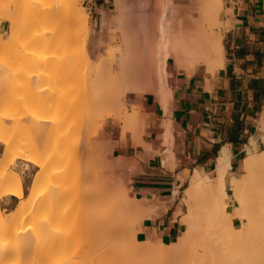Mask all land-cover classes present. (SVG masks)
<instances>
[{
  "label": "bare ground",
  "instance_id": "bare-ground-1",
  "mask_svg": "<svg viewBox=\"0 0 264 264\" xmlns=\"http://www.w3.org/2000/svg\"><path fill=\"white\" fill-rule=\"evenodd\" d=\"M68 2H74L75 4H77L78 0H69ZM75 4L74 6L77 7L75 8V10H79L78 12L76 11V20L78 21V23H80L81 27L87 28V14L81 10L83 9V7L79 9V6ZM66 6L67 2L64 3L60 0H44L42 5V10L44 11L43 15L51 16L57 11L64 10ZM222 9L223 0H205V2L202 3L200 7V13L196 15L194 19V26L188 29L182 28L179 31L173 30L171 26L166 22V16L174 14V11L168 9V7L164 6L162 8L163 11L159 16H157L159 18L157 19V23L155 24H151L153 21H150L151 18L149 17V19L147 16L148 14L146 15V12L144 13V11L142 10L143 15L145 14L146 16L143 19L140 18L142 19V21L140 20L142 24L139 22V20L138 24L142 25L143 29L137 30V28H132L133 30L130 29L131 31L127 30L134 34L133 36H131L132 34H129L130 32L126 33V31L125 33L121 32L122 34H117L118 42L120 41V39H122L123 34H126L124 36L125 41L123 40V42L121 40L122 42L117 49H115V47L113 49L112 47V49H110L107 54H103L101 59L98 62L96 61V63L87 52V54H84L83 60H78L62 70V80H68L75 73H79L82 71V73H77V75L81 76V80L85 76H88L87 78H84L85 80H87L85 82L84 79L81 82L78 78L80 83H77L76 81L72 83L71 87L77 83L79 84L78 86H80L81 90H79L78 92L76 91L77 93H74V88L71 93V97L69 98V100L65 101L62 106L53 107L45 103L41 104L40 107L34 109L28 108L25 110H19L17 108L16 111L18 113V116L20 115V118L24 119L26 124L27 122H31L32 125H29L28 123L27 125H25V127L31 129V132L32 129L35 128L33 129L34 132L36 131V128L42 131L44 129L43 124L45 122H48V120H55L57 126L70 117L76 116L75 118L82 119V117L87 112H82L80 115H77L75 112H70V109L73 105H75L76 107L78 104H81L83 102L87 103L91 109L94 108V110H92L93 115L95 114L97 116L98 114H110L112 113V111L109 109L113 108L114 110L115 106L111 107V104L110 106L105 104L111 103V97L108 98V96L111 95V93L109 94V92L115 93V90V97L117 99L119 98V102L121 101L118 95L122 97L121 94L125 93L126 91L136 93L141 91L156 92V94L158 95L160 100H162L164 106L166 107L168 101L167 96L169 93V87L167 83L168 81L166 78L167 64L169 60H172L173 62L175 61V63L181 67H190L192 69H196L199 67V65L205 63L207 65V69L210 72H213L216 69L224 66L225 53L223 50V35L219 30H216L214 28L215 24L219 25L220 23V13ZM157 10L155 8L154 12ZM140 16H142V12ZM131 22H129L128 25V21H126L127 28L130 27V25L132 26ZM123 25H125V23ZM121 30L124 31L125 28L123 29L122 27ZM83 31L85 32L86 30L83 29ZM86 36L87 37L83 39V43L85 46L89 41V32H87ZM11 39L13 38L11 37ZM98 46L100 47L101 45ZM119 52H124V56L118 58L117 55ZM37 59L31 60H35V63L33 62L34 69L32 66L31 71L28 72V75L33 77L32 83H35L38 86H42L45 83L42 81L40 70L36 68L37 66L34 64H36L37 61L41 62L44 60L42 57H38ZM6 63L7 60L1 59L0 67ZM82 75H84V77H82ZM89 81H91L92 83L97 82V85L99 82V85H102L104 83V85L99 86L101 90H98L97 86H95V89L97 91L93 90V94L92 91L90 92L89 90L90 88H93L91 86H94L96 84H91V82ZM84 83H86V85ZM44 87L45 86H42L41 88ZM112 99L114 101L115 98L113 97ZM121 103H119V105ZM115 104H117V101ZM102 105H105V107L108 106V108L102 107L104 108V111L98 112V114H96L97 112H94L96 111L95 107H99ZM120 106L122 107V105ZM61 110L65 112V115H63V117L54 116L50 112L55 111V113H58ZM121 111L122 109H117V112L120 115ZM139 111V109L136 111L133 110V112L131 113L129 111L130 114L124 117L126 121L130 123L131 129L134 130L136 134L138 133V131L142 130L144 125ZM13 112L16 113L15 110ZM117 112L115 114H117ZM5 115L0 113V142L5 145L3 153H0V264H17L14 260H19L24 255H28L29 257H31L30 264H137L134 263V259L137 258L136 255L140 254L141 252L143 254V251L145 250L149 251L148 253H150L151 257L153 255L156 256H153V258L159 257L158 259L160 260L161 257L164 264H176L181 258L188 256L191 257L193 255V253L195 252L193 251L194 246L196 244V241L199 239L198 237H201L198 242L203 241L202 243L204 246L202 247H206L205 243L207 241V237L204 236L210 233L214 234V236H212L213 234L211 236L215 240L217 239V242L224 245V248L226 250L225 253H228V256H230L228 257L229 261H227L229 264H264V149L258 151L257 149H253L250 146L247 147L248 155L244 159L246 172L242 176H232L229 183V187H231L232 189L230 195H228L229 191H227L225 183V173L229 166V159L226 151L224 152V155H221L218 158L217 173L215 175L206 173L207 175L205 174L206 176L203 177L204 174L202 175L200 173L202 171L201 169V171L199 172L196 171L193 182L195 183L197 189L199 188L198 193H203L208 202V204H206L205 206H203L204 204L200 205L197 204L198 202L196 203L198 205V208L205 207L203 212H206L207 210L206 215L209 218V220H207L209 225H206L204 229H201V227L203 226L202 224H200V227L196 226L197 220L195 221L194 219L196 212L193 210L196 205L194 203L195 206L193 205L194 207H191V213L187 217V221L189 222L190 226L184 232V235H182L178 240L172 241L173 243L171 242L169 244L167 242L160 244L147 241L141 242L138 241V239L135 237L134 241L136 243H140V245L136 246L134 244L135 242L132 241L133 237L130 236L131 238L128 237L127 239V236H125L127 229L123 231L119 230V232H123L122 234H124V237H122V234H120L119 232L117 234V229H119L118 227H120V225L123 224V226H126L127 228L128 224L122 222L125 221V219H128L126 218V216H129V214H127L129 210L128 208H130L128 207V205L132 204V202L130 201H133L131 198H129L128 194H124V199V195L122 196L123 191H120V188L122 187L114 188L112 186L110 187V189H108L109 191H107L106 188H108L107 186H109L110 183L106 182L104 179H102V183L98 180L95 183L94 181L96 180L93 179L94 174L96 173V170H93V167L95 169V164L91 160V163L88 161V164H85L83 166V168L86 167L83 171L72 172L71 170L68 171L66 170V168H62L59 170V173H57L58 167H53L56 169V173L53 171L55 174H51L53 173L51 169H47V165L50 160L61 158L67 161L68 159V163L75 159L73 158V155H75L79 151L77 152L73 150V152L71 151L72 153H70V155L68 156L67 148L69 146L66 145V142H64L65 140L60 139L62 142L59 140V142H61V146L57 151H50L46 154H40L38 147L40 145L45 146L50 136H52L51 132H49V135L48 133H45L44 130L42 132L37 131L39 134V138L36 137V139L35 137H33L35 140L31 139V141L33 140L34 142L28 140L29 143L27 145L23 144L21 146L22 143L20 142L23 141V143H27L28 141L25 142V139L22 140L23 137L21 139L22 141H20V136L22 135L19 136V133L17 136L5 133L7 126L3 118ZM262 118L263 120L261 119V121L263 122L262 125L264 127V117ZM166 123L167 126L165 125V127L168 133L170 123L168 121ZM29 126H31V128ZM126 126L129 127L127 124L125 125V127ZM50 128L51 127H49V129ZM58 131L60 132V130ZM36 134L35 136L38 135ZM67 137L66 139L70 138V136L68 135ZM166 139H168L167 135L165 137V140ZM251 141L256 143L253 138L251 139ZM72 142L74 141L72 140ZM71 145H73V143ZM79 145L83 146L81 143H79ZM106 147H93L92 145H90L88 148H86L87 151L81 147L79 148V156H84L83 159L87 161L88 157L90 158L88 153H96L97 155H99L103 152V149H106ZM69 148L71 149V146ZM72 149H75V145L74 148L72 146ZM81 151L83 152V155ZM84 152H86L87 154L85 155ZM18 157L26 159L24 163L26 168L29 167L30 163H33L34 165L41 166L42 171L44 170L43 172H41V169H38L33 172L34 179L30 184L28 194L25 193L22 173L16 170L17 168H11V164L15 163ZM85 161L84 163H86ZM89 163L92 167V170H90V167L88 166ZM92 163L94 166H92ZM80 169L82 170V167ZM74 173L76 175V182L79 186L81 185L80 187L76 188L78 185L74 181V183L76 184V191L77 193L80 192V195L82 194V196H85H83L82 199H86L85 202L87 203L83 202L86 205L84 207L83 205H81V207H78V210H76V212H71L72 215H69L68 209L66 210V208H63L62 206L59 209L53 206L52 208L54 209L51 208V211L48 212L49 215L47 216L46 214V216H44V219L38 217V210L40 209V206H42L41 200H45V197L47 199V197L49 196H47V194L46 196L42 194V190L44 192L46 189L43 184H45L46 182L47 175L48 179L50 176H59V180L58 176L57 179H55L56 177H53L56 181H58L54 184L53 182L50 183V181L52 180L49 179L48 182L47 179L48 183H46V185H49V183L50 185L46 191L51 192L52 190V193L49 194H51V196H54L55 193L61 191L63 186L65 187L64 184L67 182V178L73 177ZM96 176L97 175H95L94 178L97 179ZM98 177L100 178L101 176L99 175ZM205 177H207L208 179L205 180ZM90 179L91 181L89 182ZM91 182L95 183H93L95 187L97 183H100V185L98 184L99 186L95 188L93 184H91ZM190 192H192V189L190 190ZM195 192L192 197L196 196L198 201L201 200L199 198L201 196H199L197 193L195 194ZM8 193L18 196L20 198V201L15 208L10 210L9 212H5V208H3L1 205V197H4V195ZM85 194L88 195V197H86ZM51 198L55 199L54 197ZM57 198L58 197H56V199ZM231 198H235L236 200V203L233 207V212L235 208L236 216L239 218L238 225H236L233 220V212L231 211L232 209H227ZM193 199L194 201H196L195 198ZM52 201L54 202V200ZM56 202L57 200L53 204H55ZM135 202H137V200ZM49 203H47L48 207H50ZM134 204L137 205L136 203ZM36 214L38 218L36 217ZM201 214L203 215V213ZM29 215L31 216V219L33 218L32 224L30 223L31 219L29 220ZM27 216L28 218H26ZM73 217H76L78 219H74ZM142 217V215H138L135 220L142 219ZM204 218L207 219L206 217ZM25 219L27 223L24 221ZM41 219L42 222H44L45 220L44 225L41 224ZM68 219H74L73 222L75 220H79L80 222L82 221L83 224H77L79 222L78 221L76 223L78 226L75 227L73 225V227L75 228L60 227ZM132 219L134 221V217H132ZM22 222H25L26 225L29 222L31 225L29 224V226L27 225L28 228L27 226L25 228V223L23 224ZM198 222L201 223V221ZM55 223L62 224L58 226V224L55 225ZM65 225L68 226L67 224ZM201 234L202 236H200ZM213 238L212 240L215 241ZM121 243H127L126 247L124 246L126 249L122 248ZM133 245L136 247H134ZM111 248H115V251H112L116 253L123 250V254H119V257L112 256L110 251H108V249ZM217 248V253H219V246ZM212 249L214 248H211V250ZM106 250L107 252H105ZM198 251L200 253V251L202 250ZM104 253H109V256L107 255L105 257L104 255L103 257ZM212 256L213 255H211L210 259H208L209 262H211L210 260ZM213 259L215 260V264H217L216 258L213 257ZM164 260L166 261L164 262ZM147 261L148 260L146 259V263ZM158 263L159 262H157L156 264ZM18 264H21V262Z\"/></svg>",
  "mask_w": 264,
  "mask_h": 264
},
{
  "label": "rangeland",
  "instance_id": "rangeland-1",
  "mask_svg": "<svg viewBox=\"0 0 264 264\" xmlns=\"http://www.w3.org/2000/svg\"><path fill=\"white\" fill-rule=\"evenodd\" d=\"M43 1L44 0H0V61H1V59L7 60V63L0 67V113L4 114V115L6 113V115L3 117L5 123L7 124L5 133L10 134V135L13 134L15 136H17L19 133V136L22 135V136H20V141L25 139V142H27L28 140L31 141V139H34L33 137H35V138L38 137L39 136L38 132H42L43 130L45 133H48V134H49V132H51L52 136H50L46 145L45 144H44L45 146L42 145L44 148L41 145H40L41 147L40 146L38 147L40 154H46V153H49L50 151L51 152L57 151L61 146L60 143L62 142L61 141L62 139L65 140L64 142H66V145H68L69 147L71 146V149H72V146L74 148V145H75V149L71 150L68 147L70 149L69 150L67 148L68 156L70 155V153L73 152V150L80 152L79 148H81V147L87 151L86 148H88L90 145H92L93 147L94 146H99V147H101V146L106 147L107 146L106 149H103V152L99 155H97L96 153H94V154L88 153L90 158L88 157L87 161H85L83 159L84 156H79L80 155L79 152L76 153L75 155H73V158H75V159H73L71 162H68V163H67V161H69L68 159H67V161H65V159H61V158L50 160V162L47 165V169H51L52 172L53 171L55 172L56 171L55 168L58 167L57 173H59V170L62 168H64V169L66 168V170H68V171L71 170L72 172L73 171L74 172L75 171H83L86 168V167L83 168V166L85 164H88V161L90 163H91V161H93L95 164V169L93 167V170H96L94 177H95V175H97L96 176L97 179L93 177V179L96 180V181H94L95 183L97 182V180L99 182H101L102 179H104L106 182L110 183V185L107 186L108 188H106L107 191H109L108 189H110V187H112V186L114 188L122 187V188H120V191H123L122 196L124 194H128L129 198H131L133 200L130 202H132V204H134V203L137 204V205H135V204L132 205V204L128 203L129 205H132V206L128 205V207H130V208L127 207L129 209L128 210L129 213L127 212V214H129V216L128 217L126 216V218H128V219H125L126 222L125 221L122 222V223L128 224L127 228H126V226L124 227L123 224L120 225V227H118L119 229H117V234H118L119 230L123 231V230L127 229L125 236H127V239L130 236L133 237L132 241H134V238L136 237L138 239V241H141V242L147 241V242H156V243H160V244L165 243V242H167L168 244L171 243L172 241H166L165 240V242H162V240L150 238V237H145V236H140V234H138L139 233L138 232L139 231V225L136 226V223L141 221L142 219L135 220V218H137L138 215H142L144 217L146 215V213L143 211L142 207L140 206L139 200L134 196L133 192L130 189V184L128 182L129 181L128 173H129V171H131V169L129 168V165H127L125 162L117 160V157H119L118 155L120 153L126 152L127 149H126L125 143L127 141H129L130 138L137 140V142H139L140 139H142L143 130L138 131V133L136 134V132L131 129L130 123L128 121H126V119L124 117L127 116L128 114H130L131 112H133V110H135V111L138 109L140 110L139 98L142 97L143 95H146L147 91H141V92H137V93L126 91L125 93L121 94L122 97L120 95H118V97H120V101L122 103L119 102V98L117 99L115 97L116 90L114 91L115 93L109 92V94L111 93L110 96H108L107 95L108 93H107L106 95L108 96V98L111 97L110 98L111 103H108L105 105L110 106V104H111V107L115 106V108H114L115 111L113 110V108L109 109L112 111V113L105 114V115L98 114V112L104 111V108H102V107H105V105L95 107L96 111H94V112H97L96 113V114H98L97 116L95 114H94L95 115L94 116L92 113V110H94V108L91 109L90 106L85 102L78 104L76 107H75V105H73L74 107L73 106L71 107L70 112H75L77 115H80L82 112H87L82 117V119H79V118L77 119V118H75L76 116L70 117V118H67L66 120H64L61 124H58L57 126H56L55 120H48V122H45L43 124L44 129L42 131H40V129L38 130L36 128V131L33 132V129H35V128H33L32 132H31V129L25 127V125H27L28 123H29V125L30 124L32 125V123L27 122V124H26L25 120L20 118V115L18 116L16 109L17 108L19 110H21V109L25 110L28 108L34 109V108L40 107L41 104H45V103H47L48 105L53 106V107L62 106L65 101L69 100V98L71 97V93H72L74 88H75L73 91L74 93L76 91L78 92L79 90H81L80 86H78L79 84H77V83H80L78 78L82 82L85 77L86 78L88 77V76L84 77V75H85L84 74V75H82V77H84V78L81 80V78H80L81 76L77 75V73H78L77 72L68 80H62L61 74H62L63 69L67 68L69 65H71L72 63H74L78 60L79 61L83 60L84 54H87V52L94 59L95 63H96V61L98 62L101 59L103 54H107L110 51V49H112V47H113V49H114V47H115V49H117L120 46L121 42L123 40L125 41L124 36L126 34H123L122 39H120L119 42L117 41V39H118L117 36L121 32L125 33V31H126V33H129L131 30H133L132 28H137V30L143 29V26L138 24V20L142 24L141 21L147 14H148L147 15L148 18L149 17L151 18V19L149 18L150 21H153L151 24L157 23V19L159 18L157 16H159L161 14V12L163 11L162 8L165 6V7H168V9L173 10L175 12L178 10V8H177L178 5H176L175 1L178 2L180 0H166V1L165 0H150V4L148 3V0H114L113 3L111 4L110 8L102 11L101 13L94 11V9L89 4L87 5V3L84 0H78L77 4H75L74 2H68L69 0H60V1H63L64 3L67 2L66 8L64 10L55 12L51 16L43 15V13H44V11L42 10ZM161 1H162V3H161ZM186 1L189 3H192L194 5V7H196V9H197L196 13L193 14V16H189V17L185 18V21H182L181 18H179V17H177V18L175 16L171 17L170 15L166 16V22L175 31H179L182 28L188 29V28L193 27L195 24L194 19H195L196 15H198L200 13V7H201L202 3L205 2V0H186ZM74 4L78 5L79 9L83 7V9H81V10L87 14V16H88L87 28L81 27L80 23H78V21L76 20V15H77L76 11L78 12L79 10L78 9L75 10V8H77V7L74 6ZM146 5H148L150 8ZM182 5L185 7L186 4L183 3ZM228 5H229V0H223V9L220 13V15H221L220 23H219V25H216V24L214 25V28L216 30H219L223 35V48H224L223 50L225 53V57L227 56V49H228V45H229V39H228V34H227L226 29L229 27L230 21L227 17L232 12V8H229ZM147 8H148V11H147ZM155 8H156V10L158 8V10L154 12ZM81 10H80V12H81ZM142 10L144 11V13L146 12V15L145 14L143 15ZM141 12H142L143 17L140 16ZM155 13H158V14H155ZM155 15H156V18H155ZM140 18H142V19H140ZM121 21H122V23H121ZM126 21H128V25H129V22L133 21V22H131L132 26L130 25V27L127 28ZM124 23H125V25H123ZM122 27H123V29L125 28L124 31L121 30ZM83 29H85L86 31L84 32ZM127 30H130V31H127ZM87 32H89V41H88L87 45L85 46L83 43V41H84L83 39H85L87 37L86 36ZM92 34H93V36H92ZM129 34H132V33L130 32ZM133 35L134 34H132L131 36H133ZM11 37L14 40L11 39ZM10 41H11V43H10ZM100 41H101V44H100ZM98 45H101V46L99 47ZM122 56H124V52H119L117 55L118 58H120ZM38 57H42L44 61H41V62L37 61V63L34 65H36L37 66L36 68H38L41 72L42 81L45 83L44 85H42V86H45L44 88H41L42 86H38L35 83H32L33 77L28 75V72L31 71V68L33 66V62L35 61V60L34 61H31V60L37 59ZM170 61H172V60H170ZM173 63H175V61ZM175 65L180 67L176 63H175ZM199 66L201 68H203V67L206 68L207 65L205 63H203ZM33 69H34V66H33ZM82 72H79V73H82ZM74 81H76L77 83L71 87V85ZM85 81H87V80L84 79V82ZM89 82H91V81H89ZM94 83L91 82V84H94ZM99 83H98V85L96 84L94 86H91L93 88L92 89L90 88L89 91L90 92L92 91V93H93L96 90L95 86H97L98 90H101L99 86H103L104 83L102 85L101 84L99 85ZM84 84L86 85V83H84ZM87 84H89V83H87ZM78 88H80V89H78ZM148 92H151V91H148ZM154 93H156V92H154ZM113 97L115 98L114 101L112 99ZM116 101H117V104H115ZM119 103H121L120 105H122V107L119 105ZM108 106H106L105 108H108ZM117 109H119V110L122 109L121 115L118 114L119 111L117 112ZM14 110L16 113L13 112ZM105 111H106V109H105ZM129 111H130V113H129ZM50 112L54 116L63 117V115H65L64 114L65 112L62 110L58 113L57 112L55 113V111L54 112L50 111ZM116 112H117V114H115ZM53 113H55V114H53ZM93 116L95 119L93 118ZM126 124L130 128L127 126L125 127ZM29 127L31 128V126H29ZM49 127H51V128L49 129ZM58 130H60V132ZM61 131L64 133H62ZM20 133H22V134H20ZM66 133L68 136H70L69 139H66V137H67ZM35 134L37 136H35ZM60 136H62V137H60ZM22 137H23V139H22ZM59 140L61 142H59ZM72 140L74 142H72ZM75 141H76V143H75ZM166 141H167V139H166ZM262 141H263V139H262ZM31 142H34V141L32 140ZM20 143H22L21 146L23 144L27 145L29 143V141L27 143H23V141ZM72 143H73V145H71ZM79 143H81L83 146L79 145ZM1 146H2L1 152L3 153L5 145L2 143ZM263 146H264V143H263V145H260L259 147H257V150L261 151ZM77 147H79V148H77ZM81 153L83 155L82 151H81ZM84 154L86 155L87 153L84 152ZM62 158H64V157H62ZM25 160H26L25 158L18 157L17 160L15 161V163L11 164V168H13V167H14V169L17 168L16 170H18L20 173H22L21 169L23 168ZM84 161L86 163H84ZM90 163L88 166L90 167V170H92ZM242 164H243V168L241 167V169H240V172H239L240 176H242L246 172V170H245L246 166L243 162H242ZM92 166H94L93 163H92ZM53 167H55V168H53ZM81 167H82V170L80 169ZM38 169H41V172L44 171V170L42 171L41 166L34 165L31 170L28 169L25 173H22L23 184H24L26 194L29 193L30 184H31L32 180L34 179V175L32 174V172H35ZM201 170H200V168H196L193 173H191V171H189L187 173L185 179H181V181L183 180V184L175 187V189H176L175 196L177 198V203L179 205V212L181 215V220L183 222V225H182L183 227H182V230L180 231L178 237H175L173 241L178 240L182 235H184V232L187 230V228H189L190 224L187 221V217L191 213V210H192L191 207H194L195 205H196V207L193 208V210L196 212L195 217H194L195 221L197 220L196 226L200 227V224H202L203 226L201 227V229H204L206 227V225H209L208 221H207V220H209V218L206 215L207 210L205 209L206 212L205 211L203 212L205 207L198 208V205H197V204H200V205L204 204L203 206H205L206 204H208L207 198L205 197V195L203 193L202 194H199L200 192L198 193L199 188L197 189L195 183L193 182L194 175L196 174V171L199 172ZM202 171L200 173L202 175L204 174L203 177L206 176L207 174H210L208 171L207 172H205L204 170H202ZM54 172L51 174L54 175L56 173V172L55 173ZM99 175L102 178L101 177L99 178L98 177ZM57 176L58 175L53 176V177L54 178L56 177L55 179H57ZM50 177H49V179L52 180V181H50V183L53 182V184H54V183L58 182L53 177H51V178ZM75 177H76V175L74 173L73 177H69L71 179L67 178V182L65 181L66 183L64 184L65 187H66V185H67V187L65 188L63 186L61 189L62 192L61 191L57 192V193H55L56 195L54 194V196H51V194H49V193H52V190L50 189L51 192L46 191L50 185V183H49V185L47 184L48 186L46 185V183L49 182L48 175H47L46 182H45V184H43V186H45L46 189L44 192L42 190V194L44 196H46V194H47V196L49 195L51 197H54L55 199H52L51 197L48 196L47 199L45 197V200H41L42 206H40V209L38 210V213H37L38 217L44 219L45 218L44 216H46V214H47V216L49 215L48 212L51 211L50 209L53 206H55L57 209H59L61 206L63 208H66V210L68 209L69 215H70L71 212L72 213L74 211L76 212V210H78V207H81V205H83V207L86 205L85 204V203H87V202H85L86 199L85 198H84V200L82 199L84 195L82 196V194L80 195V192L77 193V191H76V188L80 187L81 185L80 186L78 185ZM52 178L54 179V181ZM47 179H48V182H47ZM204 179L206 180L208 178L205 177ZM58 180H59V176H58ZM71 180H73V181H71ZM74 181H75V183H77V185H78L77 187H76V184L74 183ZM90 181H91V179L89 180V182ZM94 182H91V184H93ZM111 183H114V184H111ZM94 184H93V186H94ZM98 184L100 185V183H97L96 187L99 186ZM190 186H191V188H190ZM123 188H124V190H123ZM191 189H192V192H190ZM228 191H229V193L232 192L231 187H229ZM194 192H195V194L197 193L201 197L203 196L202 198L198 196L201 199V200H199L200 202L197 200L196 196L192 197L194 195ZM55 196L58 198L56 199ZM86 197H88V195H86ZM193 198H195L196 201H194ZM51 199L54 200V202L57 200L58 203L56 202L55 204H53L54 202ZM124 199H125V195H124ZM136 200H137V202H135ZM201 201H202V203H201ZM49 202L52 204H50ZM83 202H85V203H83ZM47 203H49L50 207H48ZM194 203H195V205H194ZM235 203H236V200H235ZM58 205H59V207H58ZM234 205L228 206L227 209L231 210L234 207ZM200 207H202V206H200ZM52 209H54V208H52ZM4 210H5V212H9L12 209H9V208L6 209L5 208ZM68 211H67V213H68ZM201 213H203V215ZM37 214H36V217H37ZM233 214H234V218H237L236 225H238L239 218L236 216L235 208H234ZM203 216L206 217L207 219H205ZM132 217H134L135 222L133 221ZM26 218H28V216ZM73 218L78 219L76 217H73ZM129 218H130V220H129ZM30 219H31V216H30L29 220ZM32 219L30 220L31 224L33 222ZM42 219H41V224L44 225L45 220H44V222H42ZM68 220L66 222H64L63 224L62 223H60V224L55 223V225L58 224V226H59L62 224V226H60V227L75 228L76 226H78L77 224H79V225L83 224V222L82 221L80 222L79 220H77V221L75 220L76 222L75 221L73 222V220H69V221ZM24 221L26 222V219ZM27 221H28V219H27ZM198 221H201V223H199ZM25 222H22V223L24 224ZM26 223L24 225L25 228L27 225L29 226V224H30L28 222V224L26 225ZM65 224H67L68 226H66ZM73 225L75 227H73ZM28 226H27V228H28ZM119 233L122 234L123 232H119ZM133 233H134V235H133ZM208 233H210V232H208ZM130 234H132V235H130ZM212 234L213 233H210L206 236L203 235L204 237H207L206 238L207 241L205 243L206 247H202V246H204L202 243L203 241L198 242V240H200V238H201V237H198L199 239L196 241V244H195L196 247L194 246L193 251H195V252L193 253V255L192 256L190 255L191 257L188 256V257L181 258L179 260V262H177L176 264H197V263L198 264H210V263L215 264V260L213 259V257L216 258L217 264L218 263L219 264H229L227 261H229L228 257H230V256H228V253L227 254L225 253L226 250L224 248V245L217 242L216 241L217 239L215 240L212 237V236H214V234L213 235ZM123 235L124 234H122V237H124ZM200 236H202V234ZM212 238L216 241L217 245H216L215 241L212 240ZM123 242H125V241H123ZM201 243H202V245H201ZM121 244H122V248L126 249L125 247H126L127 243L126 244L121 243ZM134 244L136 246L140 245V243H136V242ZM131 246H132V243H131ZM136 246H134V247H136ZM218 246L220 248L219 253H217L218 252V248H217ZM211 248H214V249L211 250ZM197 249L202 250V251H200V253H199V251ZM112 250L115 251V248L108 249V251H110L112 256L119 257L120 256L119 254H121V255L123 254L122 253L123 250L121 252H117V253L112 251ZM105 252H107V250ZM143 252L145 253V255H144V253L142 254V252L140 254L136 255L138 259L135 258L136 256L134 257L135 258L134 263H137V264L138 263H140V264H153V263L156 264L157 262H159L158 264L163 263L161 257H160V260L162 262L158 259L159 257L153 258L154 255L151 257L150 253H148L149 251L145 250ZM108 254L104 253L103 257H104V255L106 257ZM210 254L213 255L211 260H210L211 262H209V260H208L211 257ZM223 255H224V257H223ZM154 257H156V256H154ZM206 257H207V260H206ZM21 258L19 260L15 259L14 261H16L17 264L20 262H21V264H30L31 257H29L28 255H24ZM146 259L149 262L147 261V263H146ZM165 261L166 260H164V262ZM167 262H168V260H167ZM239 264H241V263H239ZM244 264H246V263H244Z\"/></svg>",
  "mask_w": 264,
  "mask_h": 264
},
{
  "label": "crops",
  "instance_id": "crops-1",
  "mask_svg": "<svg viewBox=\"0 0 264 264\" xmlns=\"http://www.w3.org/2000/svg\"><path fill=\"white\" fill-rule=\"evenodd\" d=\"M84 1L101 13L114 0ZM175 3L178 10L171 17L185 21L196 13V7L186 0ZM228 7L232 12L227 17L229 45L224 66L210 72L207 66L184 68L169 60L167 106L154 92L139 98L142 140L130 138L126 152L117 160L129 165L130 189L146 212L136 223L140 236L173 241L183 227L175 196L181 179L196 168L215 175L218 158L226 151L228 191L232 176H240L247 147L257 149L264 143V0H229ZM33 166L23 165L21 172ZM19 201L11 193L1 197L6 209L15 208ZM234 204L231 198L229 206Z\"/></svg>",
  "mask_w": 264,
  "mask_h": 264
}]
</instances>
